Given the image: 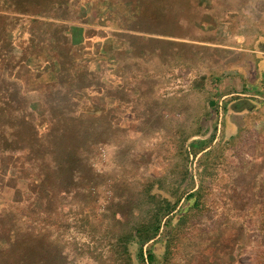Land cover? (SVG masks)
Instances as JSON below:
<instances>
[{"label":"rangeland","instance_id":"1","mask_svg":"<svg viewBox=\"0 0 264 264\" xmlns=\"http://www.w3.org/2000/svg\"><path fill=\"white\" fill-rule=\"evenodd\" d=\"M3 23L14 64L43 24L78 52L22 83L45 103L69 72L67 142L91 144L43 264H264V0H0Z\"/></svg>","mask_w":264,"mask_h":264},{"label":"trees","instance_id":"2","mask_svg":"<svg viewBox=\"0 0 264 264\" xmlns=\"http://www.w3.org/2000/svg\"><path fill=\"white\" fill-rule=\"evenodd\" d=\"M31 7L33 16L49 13L42 2H33ZM40 31L38 38L32 34L29 41L38 40V47L29 56L25 53L21 63L14 64L11 49L0 56V195L7 196L0 202V264H43L46 239L42 215L54 214L62 195L81 189V181H88L79 168L86 164L91 144L67 142L72 131L64 123L63 114L72 113L73 104L62 90L64 81L70 80L69 72L57 71V82L38 89L45 103L39 96L31 98L22 84L25 75L41 82V75L61 60L60 46L68 47L72 55L78 53L72 49V38L58 27L43 24L35 33ZM8 40L5 24H0V42ZM81 79L78 77L85 83ZM86 83L89 86L91 82ZM64 103L67 106L63 107ZM99 143L105 142L100 138L96 141ZM48 200H52L50 209ZM158 230L159 226H154L155 233ZM129 254L126 247L125 262H129ZM148 260L153 261L151 255Z\"/></svg>","mask_w":264,"mask_h":264}]
</instances>
